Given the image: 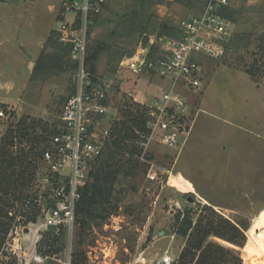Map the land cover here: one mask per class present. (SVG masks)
Listing matches in <instances>:
<instances>
[{
	"label": "rangeland",
	"instance_id": "1",
	"mask_svg": "<svg viewBox=\"0 0 264 264\" xmlns=\"http://www.w3.org/2000/svg\"><path fill=\"white\" fill-rule=\"evenodd\" d=\"M132 3L109 1L90 28L89 44L105 43L127 55L117 68L139 49L151 46L152 53L157 52L161 41L170 38L159 35L161 24L176 25L202 9V0L190 8L177 0H163L149 10L154 18L145 33L122 32V19ZM61 5L62 0H0V108L10 113L9 118H0V147L11 125L22 119L59 123L62 106L73 94L74 71L56 47L43 53L58 55L57 62L48 58L50 68L34 73L44 42L49 36L57 40ZM225 17L235 26L234 36H242L223 42L217 59L197 57L202 90L188 95L192 128L181 148L151 146L144 161L140 154L130 157L121 152L126 165L131 158L145 164L144 172L132 182L121 174L115 182L116 209H107L106 219L90 220L86 229L76 222L70 233L63 226L45 228L38 218L34 224H24L28 211L15 204L4 220H12L8 232L3 235L0 230V264H24L34 248L37 255L51 250L45 261L30 264H62L66 257L72 264L74 253L82 254L84 264H158L165 256L177 264L188 237L174 233L175 217L190 211L195 223L203 206L245 229L240 252L241 247L231 243L234 247H228L227 241L216 237L207 242L233 250L245 264H264V0H230ZM108 58L105 53L100 56L96 76L112 69ZM246 70L253 72V78ZM136 88L137 99L144 101L158 92L147 75L139 77ZM120 97V91H113L109 103L118 106ZM116 120L107 119L111 127ZM29 140L26 149L38 139L33 134ZM36 176L19 194L47 192ZM199 253L190 264H196Z\"/></svg>",
	"mask_w": 264,
	"mask_h": 264
},
{
	"label": "built area",
	"instance_id": "2",
	"mask_svg": "<svg viewBox=\"0 0 264 264\" xmlns=\"http://www.w3.org/2000/svg\"><path fill=\"white\" fill-rule=\"evenodd\" d=\"M109 1L62 0L57 39L69 46L68 57L76 70L74 93L62 106L57 133L43 150L36 174V182L47 187L44 194L39 191L37 200L38 219L45 228L63 226L68 233L72 231L82 190L110 137L107 119L118 118L119 106H135L143 116V130L135 131V144L142 154L139 159L145 160L151 146L181 148L192 128L188 95L202 90L197 57L217 59L222 55L221 44L235 33L234 24L225 17L230 0H202L197 14L177 21L179 37L164 38L155 53L151 46L139 49L122 60L115 73L96 76L94 81L85 66L89 30L93 17ZM142 75H147L158 89L155 97L145 101L137 99L136 94ZM115 90L121 93L118 106L109 103ZM9 114L0 108V118H9ZM36 234L40 240L38 231ZM35 252L34 248L24 264L48 259ZM61 263L71 264L70 257ZM158 264H173V260L165 256Z\"/></svg>",
	"mask_w": 264,
	"mask_h": 264
},
{
	"label": "trees",
	"instance_id": "3",
	"mask_svg": "<svg viewBox=\"0 0 264 264\" xmlns=\"http://www.w3.org/2000/svg\"><path fill=\"white\" fill-rule=\"evenodd\" d=\"M194 1L196 0H177V3L190 8ZM162 2L163 0H133L131 11L128 16L122 19V27L120 28L122 32L127 30L128 33H145L146 27L149 26L154 18V15L149 10L152 6ZM98 15L93 17L92 25L97 22ZM227 16L229 17L230 15ZM145 23L147 24L144 25ZM90 30L89 36L91 35ZM179 34L180 32L175 24L160 25L159 35L161 36L172 38L179 37ZM56 36L58 37L57 33ZM123 36L125 37V35L120 34V37ZM240 36L242 35H233L228 43H232L235 38ZM250 37L251 35H248V38ZM49 46L52 48L56 47L59 52H64V56H67L69 67L75 74L76 64L71 62L68 57L69 46L58 42V39L53 41L51 36L44 42L41 54L36 61L34 73L38 71L42 73L50 68L51 64H48V58L52 63L57 62L59 59L58 55L43 53ZM104 53L109 57L108 65L112 66V69L106 72L107 74L115 73L118 61L127 56L118 54L117 51L112 50L105 43L94 41L89 44L88 42L85 66L94 81L96 65L100 56ZM245 73L253 78V72L246 70ZM16 124H14L13 128V124L11 125L1 141L0 147V218L3 219L0 221V230L3 235L8 232L12 221L8 220V223H5L4 220L8 218L9 210H12L15 204L22 205L28 211L24 213L27 215L24 224L37 222V218L40 215V206L37 204L38 193L35 195L31 193L21 195L19 190L28 187L34 180L38 164L42 158V152L51 138L57 133L56 127L58 125V123L48 125L41 119L31 120L29 123L22 119L18 125ZM113 125L110 128V137L105 144L102 155L93 165V169L89 174V181L82 190L81 198L76 207V223L81 229L88 228L90 220L94 218H108L107 209H116L114 202H117V199L114 197V191L119 184L115 185V182L121 174L126 178H130L129 180L132 182L140 173L144 172L145 164H140L131 158L127 162L129 165H126V160L121 154L123 152L133 157L140 152L135 144V131L143 130L141 111L135 106H119L118 118ZM33 134L36 135L38 140H33L34 144L32 143V146L26 149L24 144L28 142L29 137ZM30 140L29 143H31ZM244 230L219 218L218 213L208 206L202 207L195 223L190 211L182 214L178 213L175 217L174 233L182 238L188 237V240L177 259V264H190L196 257L197 252L200 253L196 264H245L243 260L233 254V250L225 249L217 243L207 242L210 237H216L227 241L228 247H241L239 249L240 252L245 241V237L242 234ZM247 232H249V229ZM44 244L49 246L48 244L50 243ZM49 250L51 248L45 249L44 254H41L44 256L49 253ZM72 264H84V258L81 253L73 254Z\"/></svg>",
	"mask_w": 264,
	"mask_h": 264
},
{
	"label": "crops",
	"instance_id": "4",
	"mask_svg": "<svg viewBox=\"0 0 264 264\" xmlns=\"http://www.w3.org/2000/svg\"><path fill=\"white\" fill-rule=\"evenodd\" d=\"M42 44V43H41ZM28 61H31V59H28Z\"/></svg>",
	"mask_w": 264,
	"mask_h": 264
}]
</instances>
